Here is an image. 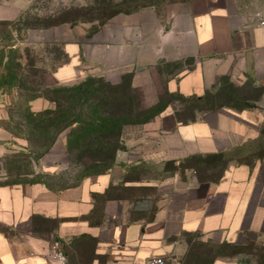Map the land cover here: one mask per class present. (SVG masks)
I'll use <instances>...</instances> for the list:
<instances>
[{
	"label": "crops",
	"instance_id": "crops-1",
	"mask_svg": "<svg viewBox=\"0 0 264 264\" xmlns=\"http://www.w3.org/2000/svg\"><path fill=\"white\" fill-rule=\"evenodd\" d=\"M27 4L0 0V23L19 20ZM180 16L166 27L158 64L184 67L164 74L161 87L144 45L65 44L66 62L45 74L47 88L130 76L146 108L175 100L148 122L123 128L104 173L61 190L0 184V264H57L56 241L70 262L85 241L93 264L182 261L189 239L231 252L210 264H264V182L238 162L263 138L264 25L234 0H190ZM206 98L223 103L188 109ZM2 114L0 159L28 148L4 128ZM64 138L44 160L65 155Z\"/></svg>",
	"mask_w": 264,
	"mask_h": 264
},
{
	"label": "rangeland",
	"instance_id": "rangeland-1",
	"mask_svg": "<svg viewBox=\"0 0 264 264\" xmlns=\"http://www.w3.org/2000/svg\"><path fill=\"white\" fill-rule=\"evenodd\" d=\"M189 1L25 0L27 12L19 20L0 23V109L6 119L3 126L15 136L29 135L32 141L27 153L0 160V184L40 182L61 190L104 167L97 165V159L109 158L122 125L151 118L150 111L156 106L146 108L142 95L129 90L126 78L95 79L83 90L48 89L45 74L66 62L64 46L70 41L137 43L145 46L148 60L158 64L166 27L181 17ZM234 2L252 16L264 15V0ZM185 64H191V60ZM182 67L184 64L173 60L165 61L162 67L158 64L159 86L164 74ZM161 100V104L168 102L165 97ZM222 103L218 100L215 105ZM56 105L62 109L63 126L75 124L62 133L65 155L44 160L56 136L33 132L26 123L30 113L54 109ZM103 128L106 132L101 134ZM238 162L254 167L264 182V131L262 140L250 146ZM186 242L182 258L185 264H210L216 256L231 254L225 248L203 246L193 239ZM75 250L77 255L69 264L94 263L90 243L77 244Z\"/></svg>",
	"mask_w": 264,
	"mask_h": 264
},
{
	"label": "trees",
	"instance_id": "trees-1",
	"mask_svg": "<svg viewBox=\"0 0 264 264\" xmlns=\"http://www.w3.org/2000/svg\"><path fill=\"white\" fill-rule=\"evenodd\" d=\"M124 78L128 79V87H129V90L131 92H133V93L134 92L136 93V90H134L131 87V78H130V76H125ZM95 79L102 80L101 78L95 77V78H91V79L85 80L84 82H81V83L76 84V85L67 86V87H51V88H48V89H68V88H76L78 90H83V89L89 87L90 85H92L93 84V81ZM167 99H168V102H171V101L175 100V99H171V98H167ZM179 100H181V99H179ZM168 102H166V103H168ZM215 102H217V100H215V101L214 100H208L207 98H206V102H202V104L201 103H196V102H192V103L190 102V104H189V103H186L184 101V103L189 104L188 109H192V110L194 108H196V107L197 108H201V109H208V110H210V109H212L215 106ZM166 103L162 102V104H161V102H160L158 104V106L155 107L154 111H150L152 113V115H151L152 117L151 118H149L147 120H144V121H141V122H134V123H126V124H123L122 125L123 126L122 127V130L126 126L144 124L145 122H148L149 120L153 119L155 116H157V115L160 114V112L162 111V109L164 108V106L166 105ZM182 103H183V100H182ZM63 117L64 116H63V113H62V109L59 106L57 107V105H56V107L54 109H47V110L42 111V112L30 113L28 115V121H27L26 124L29 125V128L31 127L30 129L33 132H40V133L43 132L46 135H50L51 133H54L56 137L54 138V140H53V142H52V144L50 146V148H51V147H53V145L58 140L59 135H61L65 130H67L69 127H71L72 125L75 124V123H73L72 125H65V126H63V119H64ZM122 130H121L120 135H119V139H118V142H117V146L112 151V153L109 156V158L107 160H105L104 158H101V159L98 158L97 159V162H98L97 165L98 166L104 165V167H102V168L99 167L100 170H98V172L95 175H98V174H101V173H104V172L108 171L110 169V167L112 166V164L114 162V159H115L116 152L122 147V145H121V134H122ZM105 132H106L105 131V128H103L101 134H104ZM16 137H18V136H16ZM18 138H22V137H18ZM81 138H82V136L77 137V139H76L77 141H75V144H77ZM22 139H24V140H26L28 142V148L30 146L32 147V141H31V138H30L29 135H28L27 138H22ZM85 142H87V141L85 140ZM68 149L70 150L69 147H68ZM21 153H27V151H23ZM21 153L11 154V155H8V156H6V157H4V158H2L0 160H5V159H7L9 157H12V156H15V155H19ZM92 176H94V175H92ZM88 177H90V176H88ZM37 183H40V182H37ZM31 184H34V183H31ZM42 184H44V183H42ZM10 185H16V184H10ZM44 185H46V184H44ZM74 185H76V184H74ZM71 186H73V185H71ZM47 187H49V186H47ZM68 187H70V186H68ZM49 188H51V187H49ZM53 190H55V189H53ZM83 243H90V242L85 241ZM92 247H93V245H92ZM218 248L221 249V248H223V246H218ZM64 250H65V253H66L67 257H68V254L66 252L65 247H64ZM216 257H218V256H216ZM216 257H214V258H216ZM214 258H213V260H214ZM68 263H69V259H68ZM180 263L181 264H185V261L182 260V261H180Z\"/></svg>",
	"mask_w": 264,
	"mask_h": 264
},
{
	"label": "built area",
	"instance_id": "built-area-1",
	"mask_svg": "<svg viewBox=\"0 0 264 264\" xmlns=\"http://www.w3.org/2000/svg\"><path fill=\"white\" fill-rule=\"evenodd\" d=\"M261 25H264L263 16L257 14L255 16ZM52 260L57 264H68V257L64 250V245L60 241H56L53 245ZM135 264H181L180 261H172L163 257H155Z\"/></svg>",
	"mask_w": 264,
	"mask_h": 264
}]
</instances>
